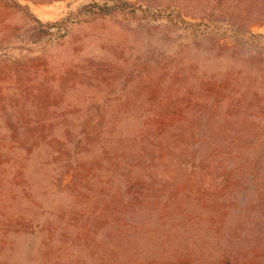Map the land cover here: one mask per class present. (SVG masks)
<instances>
[{"label":"trees","instance_id":"obj_1","mask_svg":"<svg viewBox=\"0 0 264 264\" xmlns=\"http://www.w3.org/2000/svg\"><path fill=\"white\" fill-rule=\"evenodd\" d=\"M0 5L36 38L11 31L0 42V264H264V127L228 122L242 114L232 78L179 68L165 88L168 70L144 72L140 92L59 107L61 79L21 78L38 76L46 57H33L70 25L43 24L14 0ZM224 23L206 18L200 34ZM97 71L114 84L110 66Z\"/></svg>","mask_w":264,"mask_h":264},{"label":"rangeland","instance_id":"obj_2","mask_svg":"<svg viewBox=\"0 0 264 264\" xmlns=\"http://www.w3.org/2000/svg\"><path fill=\"white\" fill-rule=\"evenodd\" d=\"M14 1L28 7L43 24L64 21L70 25L63 39L46 44L42 53L33 57H46L43 73L38 71L37 76L28 72L21 78L27 84L39 82L41 76L61 79L66 89L53 86L52 90L61 97L57 106L76 97L135 94L140 92L137 82L146 76L144 72L153 77L168 70L163 84L167 88L176 70L186 69L183 75L188 77L194 69V77L232 78L230 96L235 94L242 114L229 123L264 127V0H125L131 5L110 14L89 16H84L83 8L97 13V7L112 6L113 0ZM206 18L216 25L221 20L225 23L214 33L202 35L199 30L205 32ZM11 31L36 41L29 38L28 23L15 10L0 5V42ZM65 66L73 67L76 75L63 76ZM97 66L111 67L113 85L103 82L105 75ZM165 66L168 69H163ZM193 81H178L173 88ZM227 105L225 102L223 109ZM133 106L141 108L142 104Z\"/></svg>","mask_w":264,"mask_h":264}]
</instances>
